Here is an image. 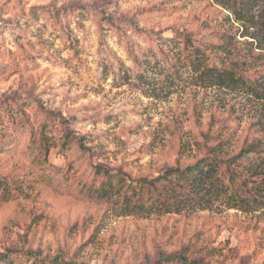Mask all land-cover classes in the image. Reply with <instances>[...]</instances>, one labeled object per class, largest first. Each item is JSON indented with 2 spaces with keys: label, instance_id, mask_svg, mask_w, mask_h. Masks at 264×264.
<instances>
[{
  "label": "rangeland",
  "instance_id": "1",
  "mask_svg": "<svg viewBox=\"0 0 264 264\" xmlns=\"http://www.w3.org/2000/svg\"><path fill=\"white\" fill-rule=\"evenodd\" d=\"M12 98L36 137L50 125V149L26 147L3 112L0 259L264 264V188L161 203L91 185L88 167L135 180L215 152L264 157V0H0V100ZM67 129L101 155L62 152Z\"/></svg>",
  "mask_w": 264,
  "mask_h": 264
},
{
  "label": "trees",
  "instance_id": "2",
  "mask_svg": "<svg viewBox=\"0 0 264 264\" xmlns=\"http://www.w3.org/2000/svg\"><path fill=\"white\" fill-rule=\"evenodd\" d=\"M240 7L239 11L245 13V7ZM179 39H183L185 49L192 47L196 54H200V47L191 43L188 36L179 35ZM151 43L152 40L150 41V45L154 44V42ZM207 73L211 76V71L208 70ZM223 74L224 73H218L213 79L221 84L230 83L231 78L229 77H232V74L231 76H224ZM13 100V98L0 100V125H5L7 119L6 117L3 119L4 111L6 114L16 112L17 117L21 118L24 128L21 135L27 138L26 147L37 146V149H39L38 152L45 151V153H48L50 146L48 144L46 131L51 128L50 125L43 122L40 136L36 137V130L31 126L30 118L24 117L25 113L22 107L18 105L13 106L11 104ZM35 111L36 114L42 117H46L49 114V111L41 105H38ZM10 119L9 123H11V121L14 122L13 117H10ZM8 127H5V129H8ZM56 146H58L62 152L72 151L76 154H88L90 160H92L94 155H101V153L98 154L99 152L93 148L86 146L84 137L76 136L74 132L69 129L63 134ZM74 165H76L79 170L84 164L74 162L71 166ZM88 167L93 176L90 181L91 185L98 182L101 188L117 189L122 192L124 197H128L130 193L132 196H139L143 193H147L151 198L153 197V199H157L161 203H170L174 199L178 201H205L206 199L222 196L229 192L233 196H236V194L240 195L238 193L239 188L248 189V195L253 196V190L258 192V188H264V181L252 180V178H258L264 173V157L258 150V146L251 148L243 155L240 154L231 158H223L218 152L211 153L197 161L194 165L186 167H169L162 170L153 178L142 177L133 180L121 171L111 169L104 164L96 162H91ZM68 186H70V184H68ZM0 187L5 189V184L1 179ZM61 188L67 187L61 185ZM103 192L106 193L107 191L104 190ZM239 199L241 202H247L246 198L239 197ZM29 257L28 259H34L32 264H75L58 256L53 259ZM1 262H3V264H11L9 258L0 259V263Z\"/></svg>",
  "mask_w": 264,
  "mask_h": 264
}]
</instances>
